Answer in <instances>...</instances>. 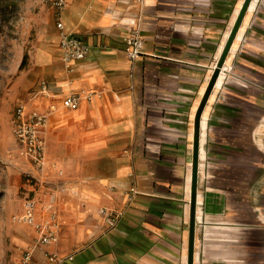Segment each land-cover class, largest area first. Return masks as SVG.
I'll return each mask as SVG.
<instances>
[{
    "label": "crops",
    "instance_id": "crops-1",
    "mask_svg": "<svg viewBox=\"0 0 264 264\" xmlns=\"http://www.w3.org/2000/svg\"><path fill=\"white\" fill-rule=\"evenodd\" d=\"M243 2L67 0L59 16L38 4L21 79L30 108L55 109L29 187L41 219L56 213L59 241L45 250L63 264H188L194 177L193 264H264V0L218 66ZM58 21L92 46L71 69ZM135 28L144 49L132 61ZM72 93L79 104L65 107ZM103 208L124 212L115 228Z\"/></svg>",
    "mask_w": 264,
    "mask_h": 264
},
{
    "label": "rangeland",
    "instance_id": "rangeland-1",
    "mask_svg": "<svg viewBox=\"0 0 264 264\" xmlns=\"http://www.w3.org/2000/svg\"><path fill=\"white\" fill-rule=\"evenodd\" d=\"M42 0H0V264H15L25 246L22 238L27 227L17 216L23 201L33 195V167L20 152L13 132V120L19 104L28 102V90L21 79L28 69L21 48L31 45L35 25L45 14L39 13ZM45 4V3H44ZM23 63V64H22ZM35 87L30 90H34Z\"/></svg>",
    "mask_w": 264,
    "mask_h": 264
},
{
    "label": "built area",
    "instance_id": "built-area-1",
    "mask_svg": "<svg viewBox=\"0 0 264 264\" xmlns=\"http://www.w3.org/2000/svg\"><path fill=\"white\" fill-rule=\"evenodd\" d=\"M44 3L51 5L60 12L66 7L67 0H42ZM60 28V48L62 60L69 69L75 61L82 60L88 56L91 50V44L85 39L75 35L72 32L63 30L61 21L57 23ZM125 51L132 61L136 60L143 53L144 38L138 28L133 29L125 38ZM42 90H47V85L42 82ZM80 101L79 94L72 93L63 99V105L69 108H75ZM54 106L49 110H39L30 108L28 104H19L15 111L13 120V132L20 144V152L27 159L31 160L38 168L42 169L46 163V149L49 118L54 111ZM138 193L136 185L130 189L129 200H133ZM47 218L39 217L38 202L33 195H27L23 201V211L17 216L19 222L24 225L32 226L34 229V241L24 249L20 259L15 264H63L67 257L59 255L57 252L47 251L45 247L49 244H55L59 241L57 232L58 222L56 213L51 207L46 209ZM105 220L111 228H115L122 218L123 211H113L107 208L101 209ZM37 249L43 252L41 260L35 257ZM70 256L68 259H72Z\"/></svg>",
    "mask_w": 264,
    "mask_h": 264
},
{
    "label": "water",
    "instance_id": "water-1",
    "mask_svg": "<svg viewBox=\"0 0 264 264\" xmlns=\"http://www.w3.org/2000/svg\"><path fill=\"white\" fill-rule=\"evenodd\" d=\"M252 0H244L239 15L235 21V24L231 30L226 46L223 50L221 58L219 60L218 66H221L225 61V58L231 48L234 38L241 26L243 18L250 6ZM194 187L192 190L191 197V219H190V237H189V255H188V264H193V256H194V231H195V210H196V194H195V177H194Z\"/></svg>",
    "mask_w": 264,
    "mask_h": 264
},
{
    "label": "trees",
    "instance_id": "trees-1",
    "mask_svg": "<svg viewBox=\"0 0 264 264\" xmlns=\"http://www.w3.org/2000/svg\"><path fill=\"white\" fill-rule=\"evenodd\" d=\"M23 64V63H22Z\"/></svg>",
    "mask_w": 264,
    "mask_h": 264
}]
</instances>
